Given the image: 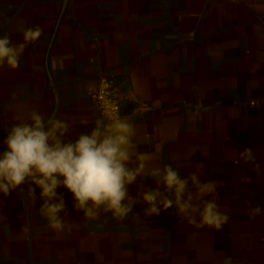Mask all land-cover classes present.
I'll return each mask as SVG.
<instances>
[{
	"label": "crops",
	"instance_id": "1",
	"mask_svg": "<svg viewBox=\"0 0 264 264\" xmlns=\"http://www.w3.org/2000/svg\"><path fill=\"white\" fill-rule=\"evenodd\" d=\"M36 26L43 33L19 67L0 68V153L34 110L72 126L65 142L90 134L104 72L120 88L135 151L152 157L128 194L155 190L154 168L188 178L203 164L201 180L217 184L205 199L229 219L196 227L175 203L147 216L142 200L126 216L87 218L60 186L57 231L39 210L41 189L26 182L0 193V264H264V0H0V37L19 44ZM245 148L253 161L240 157Z\"/></svg>",
	"mask_w": 264,
	"mask_h": 264
},
{
	"label": "clouds",
	"instance_id": "2",
	"mask_svg": "<svg viewBox=\"0 0 264 264\" xmlns=\"http://www.w3.org/2000/svg\"><path fill=\"white\" fill-rule=\"evenodd\" d=\"M42 33L39 26L24 29L23 42L19 44H13L7 36L0 37V68L5 64L10 69L19 67L28 43L36 41ZM30 121L14 125L7 136V150L0 153V193L8 195L26 182L38 186L44 200L39 210L54 230L65 227L64 218L59 216L65 211L63 196L56 191L60 186L73 194L75 208L87 218L97 217L101 210L126 216L142 200L147 205L144 209L147 216L159 215L175 203L178 212L196 227L218 230L229 219L215 199H205L216 193L217 184L201 180L203 164H196V171L188 178L181 177L171 165L163 170L154 168L151 175L159 178L156 189L143 190L136 198L131 197L127 186L145 174L152 157L135 151L136 129L127 118L110 116L107 123L97 120L90 134H80L74 142H65L72 127L66 120L51 118L45 122L34 110ZM80 124L87 125L88 121L81 120ZM240 157L245 162L253 161L254 150L245 148ZM189 181L195 192L188 190ZM161 186L174 194V201L164 195ZM28 191L35 201V189L30 187ZM261 211L260 207L250 209L252 216Z\"/></svg>",
	"mask_w": 264,
	"mask_h": 264
},
{
	"label": "built area",
	"instance_id": "3",
	"mask_svg": "<svg viewBox=\"0 0 264 264\" xmlns=\"http://www.w3.org/2000/svg\"><path fill=\"white\" fill-rule=\"evenodd\" d=\"M91 101L99 120L107 123L110 116L122 117L120 88L114 79L104 72H100L97 77L96 87L91 94ZM251 103L255 104L256 101L253 100ZM113 108L116 111H113Z\"/></svg>",
	"mask_w": 264,
	"mask_h": 264
}]
</instances>
